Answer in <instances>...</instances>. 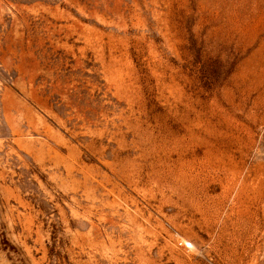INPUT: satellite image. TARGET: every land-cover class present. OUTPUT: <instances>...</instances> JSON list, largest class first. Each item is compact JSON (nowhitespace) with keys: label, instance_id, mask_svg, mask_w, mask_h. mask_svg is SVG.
Returning <instances> with one entry per match:
<instances>
[{"label":"rangeland","instance_id":"rangeland-1","mask_svg":"<svg viewBox=\"0 0 264 264\" xmlns=\"http://www.w3.org/2000/svg\"><path fill=\"white\" fill-rule=\"evenodd\" d=\"M0 264H264V0H0Z\"/></svg>","mask_w":264,"mask_h":264}]
</instances>
